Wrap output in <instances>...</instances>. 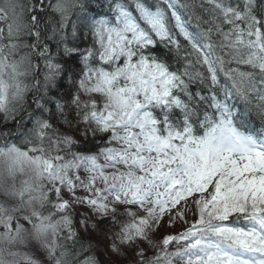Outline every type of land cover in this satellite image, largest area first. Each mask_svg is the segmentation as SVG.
<instances>
[{
	"label": "snow or ice",
	"instance_id": "1",
	"mask_svg": "<svg viewBox=\"0 0 264 264\" xmlns=\"http://www.w3.org/2000/svg\"><path fill=\"white\" fill-rule=\"evenodd\" d=\"M0 118V264H264V0H0Z\"/></svg>",
	"mask_w": 264,
	"mask_h": 264
},
{
	"label": "rangeland",
	"instance_id": "2",
	"mask_svg": "<svg viewBox=\"0 0 264 264\" xmlns=\"http://www.w3.org/2000/svg\"><path fill=\"white\" fill-rule=\"evenodd\" d=\"M179 10H180V9H179ZM180 11H181V10H180ZM65 198H67L66 195H65ZM181 228H182L181 225H176V226H174V227H172V228H167L166 230H165V229H161V230H160V234H164L165 231L168 232V233L176 232V231L181 230ZM99 253H100V252H99ZM103 256H105V255L103 254ZM105 257H106V256H105Z\"/></svg>",
	"mask_w": 264,
	"mask_h": 264
},
{
	"label": "trees",
	"instance_id": "3",
	"mask_svg": "<svg viewBox=\"0 0 264 264\" xmlns=\"http://www.w3.org/2000/svg\"><path fill=\"white\" fill-rule=\"evenodd\" d=\"M184 2H185V0H181V3H184ZM181 11H182V10H181ZM181 39H182V38H181ZM182 42H183V41H182ZM257 122L259 123L258 120H257ZM0 125H2V118H0ZM8 127H11V124H9ZM96 254L99 256L101 262H103L104 260H106V257L103 256V254H104L103 251H100V253L97 252Z\"/></svg>",
	"mask_w": 264,
	"mask_h": 264
},
{
	"label": "bare ground",
	"instance_id": "4",
	"mask_svg": "<svg viewBox=\"0 0 264 264\" xmlns=\"http://www.w3.org/2000/svg\"><path fill=\"white\" fill-rule=\"evenodd\" d=\"M180 10H182V11H181L182 14L185 16V18H187V13H186L183 9H180Z\"/></svg>",
	"mask_w": 264,
	"mask_h": 264
}]
</instances>
